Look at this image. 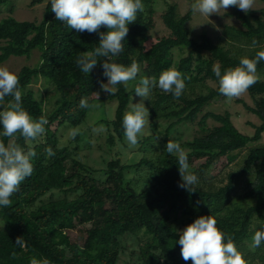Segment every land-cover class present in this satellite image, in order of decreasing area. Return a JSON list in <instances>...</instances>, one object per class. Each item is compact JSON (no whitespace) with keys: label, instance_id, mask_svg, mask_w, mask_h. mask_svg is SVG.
Masks as SVG:
<instances>
[{"label":"trees","instance_id":"1","mask_svg":"<svg viewBox=\"0 0 264 264\" xmlns=\"http://www.w3.org/2000/svg\"><path fill=\"white\" fill-rule=\"evenodd\" d=\"M45 1L41 21H19L13 16L11 0H0V64L10 57L29 59L33 52L40 53L36 65L23 66L15 74L22 107L33 119L43 115L48 120L44 135L36 141L26 142L17 134L15 142L36 153L31 160L34 171L11 196V206H0V264H29L32 257L47 258L51 264H118L124 252L131 257L130 264H192L181 257L179 234L196 218L207 215L217 220V227L226 236L233 237L247 264H264V242L253 247L252 239L264 225V145L260 144L264 134V61L257 65L261 80L247 91L252 105L238 100L259 120L251 124L252 135L240 132L227 111L204 112L205 107L227 99L219 93L213 65L219 63L223 73L238 66L241 57L254 58L257 51L264 50V0H259L261 8L247 14L237 7L228 8L225 15L239 22V26L223 29L224 42L231 48L225 47L221 36L213 37L207 31L191 33V5L178 18L175 4L142 0L144 10L128 25L124 50L112 61L125 66L136 61L140 66L137 77L158 79L162 71L171 68L172 50L178 49L181 57L176 69L186 87L178 99L159 88L152 90L145 107L153 131L148 136L139 134L137 149L126 142L122 126L135 88L119 84L113 94L103 92L101 82L106 84L107 77L102 65L107 58H98L89 75L82 73L76 59L99 46V33L76 32L58 21L50 0H29V5ZM157 2L166 5L161 19L170 34L146 49L155 27ZM7 6L8 15L3 17L2 8ZM100 31L108 29L101 27ZM39 78L57 95L50 110L31 88ZM81 98L87 100L88 108L80 107ZM11 99L6 97L4 103ZM114 101L113 118L101 116L89 127L105 128L106 152L111 155L103 167L93 168L77 158L80 145L88 141L84 131L79 130L69 144L61 145L51 126L57 123L77 129L96 105L102 103L106 113L105 103ZM160 120L168 121L164 132L171 141H178L171 135L182 125L197 127L191 139L178 142L187 150L190 170L198 177L195 191L179 187L177 157L167 153L166 140L157 141L154 133V124ZM0 140L6 146L10 142L3 136ZM49 147L55 153L52 156L45 151ZM128 149L142 152L143 157L128 162L122 157ZM242 150L245 154L237 166L217 182L220 174L213 175L211 168L221 158ZM79 227L85 233L82 244L72 241L70 235ZM17 237L23 238L24 247L16 244Z\"/></svg>","mask_w":264,"mask_h":264},{"label":"clouds","instance_id":"2","mask_svg":"<svg viewBox=\"0 0 264 264\" xmlns=\"http://www.w3.org/2000/svg\"><path fill=\"white\" fill-rule=\"evenodd\" d=\"M51 11L58 21L65 22L76 32L99 33L98 47L91 52H84L76 59L80 71L86 75L97 66L98 58H107L102 67L107 83L101 82V89L113 94L115 86L127 85L140 73V66L133 61L129 66L113 62L112 57L118 56L123 50V41L129 32L128 25L136 22L138 12H143L142 0H50ZM256 0H194L191 4L193 14L209 18L212 14H220L230 7H237L247 14L255 9ZM106 27L107 32H101ZM257 41L254 39L252 46ZM264 61V50L257 51L254 58L241 57L239 65L227 68L221 72V65H213L212 71L218 79L219 93L231 100L245 94L250 87L261 80L257 65ZM186 87L182 73L175 68H168L156 77L143 76L134 92L137 96L147 99L154 88L165 93H171L180 98ZM98 95V94H97ZM12 97L6 104L5 98ZM0 125L3 131L0 136L9 138L6 144L0 140V206L10 207L11 196L19 190L22 182L34 171L32 158L36 153L31 148L25 151L15 142L17 134L27 141H36L45 133L48 120L45 116L38 119L22 107V91L19 87V77L5 66H0ZM80 107L88 108L86 99L81 98ZM149 123V110L143 102L132 104L122 120L124 136L130 147L138 144L139 134ZM94 132L103 131V126L94 128ZM78 129H72L70 135L74 138ZM168 154L177 157L179 175L182 183L179 187L195 191L198 177L190 170L188 152L180 143L169 140L166 144ZM48 156L55 153L51 147L45 149ZM226 239V242H225ZM253 247H259L264 242V225L253 235ZM16 244L25 246L22 237L16 238ZM178 244L181 246L182 259L192 264H247L243 254L237 249L233 237L217 227V220L212 215L200 216L187 225L179 234ZM15 255V253H13ZM29 264H51L47 258L32 257Z\"/></svg>","mask_w":264,"mask_h":264},{"label":"rangeland","instance_id":"3","mask_svg":"<svg viewBox=\"0 0 264 264\" xmlns=\"http://www.w3.org/2000/svg\"><path fill=\"white\" fill-rule=\"evenodd\" d=\"M168 3H173L176 5V15L178 18L183 16L190 8V5L194 2V0H167ZM46 1L42 4L30 6L29 0H11L10 4L14 6V13L13 16L19 21H41L44 9L46 6ZM263 6L262 2L256 0L255 9L257 10ZM9 6L2 8V16L5 17L8 15L7 9ZM166 5L163 2L156 3V14L154 16L155 27L150 33V39L146 42L145 46L146 49H149L151 45L156 43V41L162 37L169 36L170 31L165 27L162 19L161 14L165 10ZM228 9L224 12L221 10L220 14H212L208 17L200 15L199 13L193 14L192 19L188 24V28L193 35H198L201 32L207 31L209 35L213 37L221 36V42L225 41L223 36V29L225 26H239V22L234 18H229L225 14ZM226 48H231L228 42H224ZM40 53L38 51L33 52L31 57L27 59L26 57H10L6 62L0 64V66L7 67L10 71L17 73L23 66H34L39 62ZM172 65L171 68H175L178 65V61L181 57V53L178 49L172 50ZM141 77H137L133 81H129L127 84L128 89L135 88L140 81ZM210 86H214L212 82L208 83ZM32 90L37 94V96H42L45 99V108L50 110L54 104L57 95L55 92L48 86L43 78H39L31 85ZM46 89L48 90L46 92ZM105 92V91H103ZM205 93V90H203ZM241 100L248 105H252V101L246 92L239 98L234 99H226L224 101L218 100L214 102L211 106H207L204 108V112L212 110L218 114H224L226 111L230 113L231 120L237 129L247 135H252L254 132V128L251 124H258V118L253 115L252 113L248 112L243 104L238 101ZM145 98L139 97L136 94L133 96L132 104L143 102L145 105ZM102 103L96 105L88 115V118L85 123L80 125L77 129L78 131L82 129L85 133V137L88 141L82 143L80 149L78 150L77 158L82 160L84 163L88 164L93 168H101L104 166L105 161L110 159L111 155L108 154L107 145H106V131L103 128V131L94 132L91 125L101 116L107 117L108 119H112L114 116V111L116 107V102H106V113H103ZM130 105V108H131ZM210 124H213L212 120L208 121ZM149 123L145 126L142 133L140 135L148 136L152 134V128ZM155 130L154 133L157 134V141L166 140L168 142L171 140V137L165 136V128L168 125V121L160 120L155 122ZM52 130L57 131V135L60 139L61 145H67L73 139L70 135V132L73 128L66 126V125H58L57 123L51 126ZM99 128V127H97ZM197 127L195 124L187 123L180 127L178 132L172 137H178V141L173 142H183L185 140L191 139L196 131ZM260 144L264 145V134L260 141ZM137 145L134 147L136 148ZM118 147H115L113 150L117 151ZM137 149V148H136ZM126 150L123 154V159H126L128 162H138L142 157L143 153L138 152L137 150ZM245 154V150L235 152L230 155V157L226 158L223 157L218 162H216L215 166L211 168V173L213 175L220 174L216 181H220L223 176L230 170L237 166V164L242 159L243 155ZM197 162V164H199ZM222 170V173L220 172ZM134 176V175H133ZM250 179L253 177L252 175L248 176ZM235 190H240V186L236 187ZM71 239L74 242H78L80 244L83 243L85 239V233L82 227H79L73 231H71ZM131 257L127 252L121 254L120 260L118 264H130Z\"/></svg>","mask_w":264,"mask_h":264}]
</instances>
